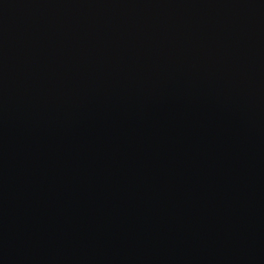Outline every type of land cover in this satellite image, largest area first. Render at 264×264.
Instances as JSON below:
<instances>
[{
    "label": "water",
    "instance_id": "water-1",
    "mask_svg": "<svg viewBox=\"0 0 264 264\" xmlns=\"http://www.w3.org/2000/svg\"><path fill=\"white\" fill-rule=\"evenodd\" d=\"M0 264H264V0H0Z\"/></svg>",
    "mask_w": 264,
    "mask_h": 264
}]
</instances>
